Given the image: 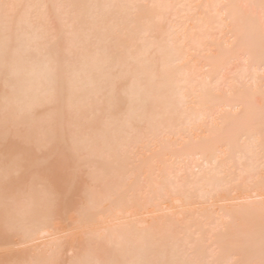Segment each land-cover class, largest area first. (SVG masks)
<instances>
[{
  "label": "bare ground",
  "instance_id": "obj_1",
  "mask_svg": "<svg viewBox=\"0 0 264 264\" xmlns=\"http://www.w3.org/2000/svg\"><path fill=\"white\" fill-rule=\"evenodd\" d=\"M5 2L71 6L64 10L68 17L49 7V19L39 31L21 8L10 25L15 54L8 57L0 23V147L6 134L9 143H21L29 130L40 131L50 122L63 126L62 147L70 163L73 132L88 142L86 149L91 145L96 188L112 191L123 209L118 214L112 205L104 206L100 224L109 238L100 258H215L225 264L249 254L259 258L264 61L258 31L248 59L234 39L246 21L220 27L210 9L201 7L193 15L179 7L219 0ZM109 3L173 7L132 15L105 9ZM66 18L73 27L65 26ZM51 32L58 36L55 44L45 38ZM173 47L184 61L180 71L153 78L151 69ZM50 88L56 89L55 103L44 95ZM102 151L119 153V160L100 158ZM217 159L218 166L213 165ZM121 176L131 177L128 190L115 193ZM90 183L88 168L81 165V198ZM5 196L0 181V223L10 211ZM76 243L87 247L83 235ZM5 248L0 264L31 255L0 242V249ZM53 258L65 264L71 259L66 253Z\"/></svg>",
  "mask_w": 264,
  "mask_h": 264
},
{
  "label": "snow or ice",
  "instance_id": "obj_2",
  "mask_svg": "<svg viewBox=\"0 0 264 264\" xmlns=\"http://www.w3.org/2000/svg\"><path fill=\"white\" fill-rule=\"evenodd\" d=\"M51 7L57 14L71 6L56 3L48 5L36 2L27 5L5 2L0 0V23L5 31L4 55H14L15 50L11 46L8 33L10 25L21 8L26 10V15L34 22V27L39 31L49 19L48 9ZM105 9H120L135 15L147 8H171L172 5L151 4L140 5L137 3L105 4ZM188 8L193 15L199 8L211 10L212 20L220 27L233 24L238 19L246 21L245 28L239 33L238 39L241 50H246L247 58H252L253 36L258 31L260 39V56L264 61V0H219L209 5H180ZM65 26L73 27L66 18ZM48 43L55 44L58 36L55 32L48 33L45 37ZM165 58L151 69L153 78L170 77L180 71L179 65L184 63L181 54L172 48L168 53H163ZM247 62V61H246ZM131 71V69H130ZM44 95L52 103L57 100L55 88H50ZM133 101L135 97H132ZM239 111V108H237ZM22 120L23 113L16 117ZM264 121V110L261 113ZM213 125L212 127H214ZM222 127V125H220ZM64 130L62 125L56 122L40 130H29L26 136L21 138V143H9L5 135L3 146L0 147V181L5 185V218L0 223V242H7L17 250H27L31 255H26L19 260H9L7 264H65L53 258V255L67 254L71 259L67 264H225L224 261L209 258L207 260L167 261L147 260L136 258L131 260H119L115 258H100L99 252L102 243L108 239V229L101 227L105 205H112L113 210L122 214L123 209L112 191L100 192L96 188L97 169L90 162L91 145L77 132L71 134L69 153L63 147ZM85 151L90 154L85 155ZM231 151L229 146L225 153ZM100 158L119 160V153L115 155L110 151H102ZM219 159L213 161L218 166ZM88 168V178L91 183L85 188L81 198L77 191V179L80 166ZM259 179L264 189V125L261 128V165ZM250 174L254 172L250 170ZM131 177L121 176L119 183L115 185V193H124L128 190ZM251 183V180L249 181ZM15 190V194L7 193ZM202 198H207L201 193ZM77 201L79 203L77 204ZM99 217V219H98ZM83 235L87 241V247L78 245L76 237ZM47 242L46 247L41 245ZM35 246V247H33ZM116 247H119L117 245ZM50 249V251H49ZM0 249V251H6ZM227 264H264V208L261 211L259 258L255 254H249L246 258L239 257L227 261Z\"/></svg>",
  "mask_w": 264,
  "mask_h": 264
}]
</instances>
